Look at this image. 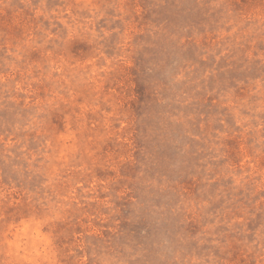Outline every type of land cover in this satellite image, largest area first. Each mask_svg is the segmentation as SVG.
I'll list each match as a JSON object with an SVG mask.
<instances>
[{
  "label": "rangeland",
  "instance_id": "obj_1",
  "mask_svg": "<svg viewBox=\"0 0 264 264\" xmlns=\"http://www.w3.org/2000/svg\"><path fill=\"white\" fill-rule=\"evenodd\" d=\"M104 2L0 0V264H264V0Z\"/></svg>",
  "mask_w": 264,
  "mask_h": 264
},
{
  "label": "clouds",
  "instance_id": "obj_2",
  "mask_svg": "<svg viewBox=\"0 0 264 264\" xmlns=\"http://www.w3.org/2000/svg\"><path fill=\"white\" fill-rule=\"evenodd\" d=\"M216 6L219 7H226L224 4V0H219L218 4ZM85 7H88L90 10L95 9L93 12L92 19L88 21L87 24H81L80 30L82 38L85 39L90 44H93L95 46L94 50L95 52H101L103 49V44H101V41H104L110 33L104 30V27H100L99 31H96V22L99 21L101 18H105V23L109 24L111 23L110 18H106V10L108 8L113 7L111 4H107L104 2V0H101V3L99 5L95 4H86ZM227 10V9H226ZM88 25H92L89 27ZM102 54V53H101ZM174 167L178 166L173 165ZM264 191V179H262L258 186H254L251 190V195L255 196L257 192ZM211 197L207 199V201H204L203 196L201 197V202H198L194 204L189 211H192L194 215H200V214H207V210L211 205ZM252 207L255 211L264 213V196H261L259 200H256ZM254 214V213H253ZM258 239L264 240V225H261V229L258 232ZM177 242H180L179 240ZM261 252H264V247L261 248ZM209 264H212L211 259L209 258Z\"/></svg>",
  "mask_w": 264,
  "mask_h": 264
}]
</instances>
